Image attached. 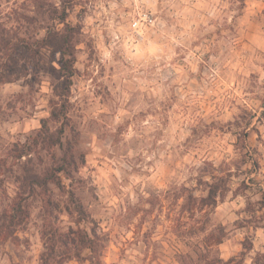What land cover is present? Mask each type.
Returning <instances> with one entry per match:
<instances>
[{
    "label": "rangeland",
    "instance_id": "obj_1",
    "mask_svg": "<svg viewBox=\"0 0 264 264\" xmlns=\"http://www.w3.org/2000/svg\"><path fill=\"white\" fill-rule=\"evenodd\" d=\"M215 2L0 0V36L36 57L22 46L11 59L0 38L14 77L0 81V264H40L77 228L101 236L98 252L78 260L70 246L61 264H251L264 252V29L249 43L246 15L264 9L221 0L236 13L227 23ZM141 8L156 19L143 43L130 29ZM213 177L227 191L215 207L202 201Z\"/></svg>",
    "mask_w": 264,
    "mask_h": 264
},
{
    "label": "trees",
    "instance_id": "obj_2",
    "mask_svg": "<svg viewBox=\"0 0 264 264\" xmlns=\"http://www.w3.org/2000/svg\"><path fill=\"white\" fill-rule=\"evenodd\" d=\"M59 23L62 22L64 20L63 17L59 18ZM2 43L5 45V49H6V54L9 55V57L12 59H14V55H12L14 53V51L19 50L22 46L27 50V52H30L29 57L32 58L33 60L36 59L35 54L31 52L30 50V46L27 44H23L21 45V43L19 42H15V43H10L9 39L4 36L1 35L0 36ZM65 42V41H64ZM61 52V65H60V71L59 74L61 76H63L66 79V88H69L70 86V82L72 77L74 76V70H73V64H74V58H73V52H71L69 49H67L66 47L64 48L61 47V49H59ZM11 51V52H10ZM10 52V53H9ZM38 55V54H36ZM20 67H25L26 66H20ZM11 69V73L9 74H13L15 71L14 68H10ZM27 71V69H19L17 72L22 73ZM12 78L14 77H9L8 75H4V72H2L0 70V81L2 82H6V81H10L12 80ZM52 116L55 118H59L61 111H57L56 109L53 110L51 112ZM46 121L45 119H43V126L42 128L45 127ZM50 142H53L52 139H49ZM22 155V154H21ZM59 170H66L64 169V167H60ZM208 188H207V194L205 195V197H203L202 201L204 205H208L211 207H215L218 203L219 200H224L225 196H226V184H225V178L223 177H218L215 178L213 177V180L211 182H206ZM20 205V203H18ZM22 207V206H21ZM77 207V211L82 213V208L80 206H76ZM93 236L90 235V233H88L86 230L77 228V229H69L68 232H65L63 234H61V239H59V241L61 242V244L65 247V249L63 251H61V254H56L58 251H56V247L54 245V243L51 246H46V252H44L42 254L41 257V263L40 264H52V261L55 259V261H57L58 263H62L64 262V260L67 261L70 260L72 257H70V253L69 250H71V247H73L74 251L76 252L74 255L76 258H78V260H80L79 258H81V251L85 250V249H89L92 253H97L98 252V246H99V242L101 241V236H99L96 232L92 233ZM99 241V242H98ZM222 239H216V244L221 243ZM103 244H100V249H103ZM243 248L244 250L242 251V254L246 253L247 251H250L253 249V242L250 240V237H246L245 241L243 242ZM99 249V250H100ZM56 255L60 256L59 259H56ZM216 262H219L221 264H229L231 261H223L222 259H218L217 261H214L212 264H216ZM183 264H185L184 262H182ZM251 264H264V252H257L255 257L252 260Z\"/></svg>",
    "mask_w": 264,
    "mask_h": 264
},
{
    "label": "clouds",
    "instance_id": "obj_3",
    "mask_svg": "<svg viewBox=\"0 0 264 264\" xmlns=\"http://www.w3.org/2000/svg\"><path fill=\"white\" fill-rule=\"evenodd\" d=\"M262 9H264V0H261V4L259 5ZM203 7L202 4L199 2L193 6V9L201 8ZM212 7V16H218L221 13L223 14L224 18L226 19L227 23L232 22V17L236 15L234 12L228 11L229 4L228 3H222L221 0H216L215 4L211 5ZM246 15H250L253 17L252 25L248 28V41L251 44L255 43V35H256V25H259L261 29H264V14L257 17L254 13H252L250 10H246ZM262 39H264V32L261 33ZM141 43H143V40L141 39ZM262 54H264V48H261Z\"/></svg>",
    "mask_w": 264,
    "mask_h": 264
},
{
    "label": "built area",
    "instance_id": "obj_4",
    "mask_svg": "<svg viewBox=\"0 0 264 264\" xmlns=\"http://www.w3.org/2000/svg\"><path fill=\"white\" fill-rule=\"evenodd\" d=\"M155 20L151 11L142 8L132 15L130 29L136 37V41H141L144 38L145 31L155 23Z\"/></svg>",
    "mask_w": 264,
    "mask_h": 264
}]
</instances>
